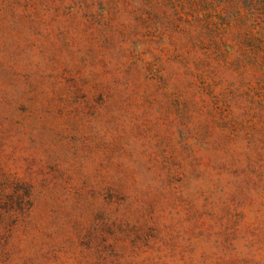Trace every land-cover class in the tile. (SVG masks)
<instances>
[{
    "label": "rangeland",
    "instance_id": "374dc122",
    "mask_svg": "<svg viewBox=\"0 0 264 264\" xmlns=\"http://www.w3.org/2000/svg\"><path fill=\"white\" fill-rule=\"evenodd\" d=\"M0 264H264V0H0Z\"/></svg>",
    "mask_w": 264,
    "mask_h": 264
}]
</instances>
